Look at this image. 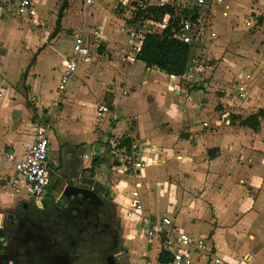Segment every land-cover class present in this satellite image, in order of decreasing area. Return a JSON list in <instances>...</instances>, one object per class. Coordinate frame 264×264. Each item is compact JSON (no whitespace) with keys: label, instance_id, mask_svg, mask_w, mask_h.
I'll return each instance as SVG.
<instances>
[{"label":"crops","instance_id":"1","mask_svg":"<svg viewBox=\"0 0 264 264\" xmlns=\"http://www.w3.org/2000/svg\"><path fill=\"white\" fill-rule=\"evenodd\" d=\"M62 1L33 0V9L27 16L39 15L45 8L60 4L55 28L46 37L49 43L37 48L34 46L39 33L23 31L20 23L11 19L4 23L5 11L0 10V35L12 34L13 40L10 47L0 48V153L13 152L20 158L32 140L35 126L48 124L47 114L54 110V102L60 101L58 136L61 148L67 151V172L70 170L76 178L53 179L59 165L55 167L57 156L50 153L49 129L50 182L57 192L74 185L105 200L116 224V243L119 235L130 246H138L142 258L138 264H161L157 258L162 250L172 255L177 249V231L205 239L203 251L189 255L194 264H210L212 255L230 264H264L261 144L255 140L254 131L231 123L223 115L222 107L227 104V94L222 95L223 81H208L212 71L209 65L204 66L203 77L197 73L199 80L185 82L157 68L145 67L135 58L144 34L159 33L166 27L165 16L161 23L141 21L134 52L121 50L119 45L109 51L117 62L116 74L110 81H86L79 67L95 59L91 58L78 64L70 92L58 95V83L42 81L37 65L49 49L54 55L50 62L56 64L60 76L71 55L72 40L57 42L70 5L65 0L66 7L60 12ZM116 1L118 6L130 9L131 0ZM181 1L144 0L143 4L139 0L134 6L169 4L176 8V2ZM109 3L110 0H94L90 16L98 21L105 19ZM260 3L264 1L215 0L210 10L214 29L230 32L235 23L253 26L245 16L261 15L264 19V5ZM81 5L85 9L83 0ZM133 16L128 17L127 32L136 39ZM262 26L264 30V20ZM12 27L15 30H10ZM101 29L97 28L96 38L101 37ZM75 35L88 37L86 29ZM100 41L97 39L96 48ZM101 101L107 104L108 113L96 124L95 109ZM137 156L143 168H133ZM94 160L98 161L91 175L88 170ZM8 168L10 174L5 171ZM11 173L14 174L10 164H0V181L11 184L16 192L4 191L5 187L0 186L1 202L6 192L16 197L27 194L23 182L15 181V175L11 179ZM74 179L79 182H69ZM134 189L139 192L144 214L151 219L169 217L173 234L148 236L138 227L137 214L126 215Z\"/></svg>","mask_w":264,"mask_h":264},{"label":"rangeland","instance_id":"2","mask_svg":"<svg viewBox=\"0 0 264 264\" xmlns=\"http://www.w3.org/2000/svg\"><path fill=\"white\" fill-rule=\"evenodd\" d=\"M139 0H131L127 8L120 7L117 5L116 0H110V3L107 5L106 17L100 21L96 20L94 15L90 16L81 5V0H69V7L65 11L64 19L62 22V29L59 32L57 42H71L73 36L76 33L81 32L86 29L88 33L87 43L90 50V60L85 66H80L86 81H101L103 79L113 78L114 73L116 74L117 62L111 59L112 54H109V51L116 49V46H121V50H129L134 52V47L136 41L138 40V33L140 25L134 23L133 31L136 33V39L134 36H131L127 32V23L128 17H130ZM143 1V0H141ZM193 0H182L181 2H176V9L190 7ZM215 0H205L203 7L198 9V18L192 23L190 21H183L187 26L186 32L192 39V50L190 64L192 66L196 64H203L204 66L209 65L212 67L208 81H223V93L222 95L227 94V104L222 107L224 110L223 115L229 121H232L233 116H239L242 118L247 117L250 114L257 113L258 110L262 109L264 111V30L262 29L263 17L261 15H251L245 16V19H248L253 26H240L238 23H235L230 30V32H218L214 29L213 20L214 16L211 15V5ZM262 6L264 3H260ZM57 5L49 6L45 8L43 12L30 16H16L10 12H2V19L5 22L8 20H13L20 23V29L23 31H37L39 34L36 36L37 43L34 46L35 48L39 47L41 43H45L44 46L49 43L46 40L47 36L52 33L55 28V15H57ZM116 6V8H115ZM178 6V7H177ZM10 13V14H9ZM35 19V22L33 20ZM91 26L88 27L87 25ZM244 24V23H243ZM102 27L101 37L96 38L97 28ZM104 27V28H103ZM10 30H15L13 27ZM17 30V29H16ZM145 31V30H143ZM214 32L215 36H209L210 32ZM12 34L7 33L5 36L0 35V48H7L11 46ZM97 39H101L99 47L96 48ZM132 41L130 42V40ZM67 48L66 54L69 53ZM46 54L38 60L37 69L40 71L42 81L46 83H58V77L60 70L56 67V64H52L50 60L54 57L51 50H47ZM123 53V52H122ZM33 54L31 52L30 56ZM119 57V56H118ZM52 64L51 67L48 65ZM247 69L250 73V79L246 83V94L245 98L242 101H238L234 98V89L235 86L240 81L242 76V69ZM23 70V69H22ZM79 71V70H78ZM78 73V72H77ZM199 77L203 72L197 71ZM215 73V74H214ZM214 80H213V79ZM75 81L71 78L69 83L66 86L65 94L70 92L71 85ZM95 86V84H93ZM96 87V86H95ZM219 90H217L218 92ZM216 92V93H217ZM219 93V92H218ZM222 105V104H221ZM60 107V101L54 102L52 108L54 110L51 114H47L46 120L48 121L51 135H50V153L56 154L55 167L59 168L54 169L53 179L59 178L62 180L66 178L74 177L70 170L67 172L68 161L65 154H67L66 149L61 148L62 141L60 140L59 126L58 123L61 121L58 115V109ZM41 113V112H40ZM235 125H239L237 122H234ZM255 140L261 144V163H264V116L259 118V128L255 132ZM10 168V167H9ZM9 168L5 171L10 174ZM69 168L73 169L72 163L69 164ZM74 171H76L74 169ZM68 174V175H67ZM63 175V176H62ZM6 177V176H5ZM11 179L14 178V174L10 176ZM76 178V177H74ZM70 183H78V179L70 180ZM20 184V183H19ZM0 186H4V191L15 192V188L11 184H7L5 181H0ZM7 186V187H6ZM8 192L4 196V202L0 201V213L8 209H12L13 203L17 200L16 198H21L22 196L16 197L11 195ZM1 218V216H0ZM155 247V246H154ZM153 247V248H154ZM117 258L118 264H138V260H141V254L139 248L132 247L125 242L123 238L117 236ZM135 249V250H134Z\"/></svg>","mask_w":264,"mask_h":264},{"label":"flooded vegetation","instance_id":"3","mask_svg":"<svg viewBox=\"0 0 264 264\" xmlns=\"http://www.w3.org/2000/svg\"><path fill=\"white\" fill-rule=\"evenodd\" d=\"M59 192L50 182L0 213V264H106L116 257V224L107 202ZM66 191V193H65ZM67 193H71L68 195Z\"/></svg>","mask_w":264,"mask_h":264},{"label":"built area","instance_id":"4","mask_svg":"<svg viewBox=\"0 0 264 264\" xmlns=\"http://www.w3.org/2000/svg\"><path fill=\"white\" fill-rule=\"evenodd\" d=\"M94 0H83L86 11H89ZM264 1V0H262ZM205 0H193V5L203 7ZM33 9V0H0V10L15 12L17 15H26ZM90 15V12L88 13ZM166 21H164V24ZM249 25V22L246 23ZM187 26H184L176 33L175 37L185 43H192L191 37L186 32ZM209 36L214 37L215 33L210 32ZM90 48L86 38L83 35H75L72 38L71 55L66 59L64 68L58 79L57 93L63 95L69 80L76 73L80 62L90 60ZM204 65L199 63L189 67L187 73L180 76L182 81H197V71H203ZM250 79V73L247 69H242V76L239 83L235 86L234 98L242 101L246 94V83ZM108 113L107 104L101 101L95 109L94 122L99 124L105 114ZM49 124L36 125L30 144L26 147L20 158H16L13 152L0 153V164L7 163L12 166L15 181L21 180L24 184L27 194L39 198L45 193L46 188L51 181V169L49 165ZM132 165L135 169L143 168L144 164L140 156ZM138 215L137 225L148 236L173 234L172 221L169 217L161 216L151 219L144 214V207L139 197V192L134 189L131 192L129 209L127 216ZM205 239L195 238L190 234L177 231L175 241L177 249L172 251V260L170 264H194L190 258V253L203 251L205 248ZM210 264H230L222 258L212 255Z\"/></svg>","mask_w":264,"mask_h":264},{"label":"trees","instance_id":"5","mask_svg":"<svg viewBox=\"0 0 264 264\" xmlns=\"http://www.w3.org/2000/svg\"><path fill=\"white\" fill-rule=\"evenodd\" d=\"M143 4L144 0H143ZM66 7V1L63 0L60 6V12ZM167 17V25L161 32L145 33L139 51L135 58L141 61L145 67H154L163 71L167 75L180 77L187 73L191 58L192 43H185L175 37L176 33L184 26L183 21L188 20L194 23L198 17V8L190 6L179 11L169 4L136 6L133 23L141 24L142 20H149L161 23L164 17ZM264 116L262 109L257 113L250 114L245 118L233 116L231 123L238 122L239 126L248 127L257 132L259 128V118ZM98 161V160H97ZM97 161H92L88 172L93 174V167ZM172 255L162 250L157 258L161 264L170 263Z\"/></svg>","mask_w":264,"mask_h":264},{"label":"water","instance_id":"6","mask_svg":"<svg viewBox=\"0 0 264 264\" xmlns=\"http://www.w3.org/2000/svg\"><path fill=\"white\" fill-rule=\"evenodd\" d=\"M66 189H70L73 195H78L81 196L83 198H88L92 201H98L100 200L91 190L89 189H85V188H79V187H73V186H69L66 187ZM66 193V191H65ZM68 195H70L71 193H67ZM164 235V234H163ZM106 264H117L116 260L114 259V257L112 255L108 256L106 258Z\"/></svg>","mask_w":264,"mask_h":264}]
</instances>
